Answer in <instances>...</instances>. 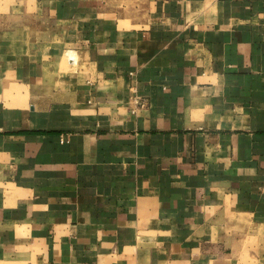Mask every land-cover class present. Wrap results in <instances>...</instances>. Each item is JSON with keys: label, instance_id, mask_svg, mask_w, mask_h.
Segmentation results:
<instances>
[{"label": "crops", "instance_id": "crops-1", "mask_svg": "<svg viewBox=\"0 0 264 264\" xmlns=\"http://www.w3.org/2000/svg\"><path fill=\"white\" fill-rule=\"evenodd\" d=\"M37 12L0 20V264H264V0Z\"/></svg>", "mask_w": 264, "mask_h": 264}, {"label": "rangeland", "instance_id": "rangeland-1", "mask_svg": "<svg viewBox=\"0 0 264 264\" xmlns=\"http://www.w3.org/2000/svg\"><path fill=\"white\" fill-rule=\"evenodd\" d=\"M45 5L46 0H0V13L6 15V18L3 17L0 20L17 26L27 25L28 22L36 19L37 11L43 10ZM250 248L255 249L253 245H250ZM242 261L252 262L251 258H245Z\"/></svg>", "mask_w": 264, "mask_h": 264}]
</instances>
